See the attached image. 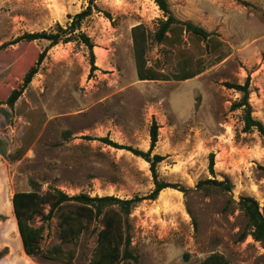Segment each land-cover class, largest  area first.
Here are the masks:
<instances>
[{
	"label": "rangeland",
	"instance_id": "374dc122",
	"mask_svg": "<svg viewBox=\"0 0 264 264\" xmlns=\"http://www.w3.org/2000/svg\"><path fill=\"white\" fill-rule=\"evenodd\" d=\"M175 16L214 35L203 40L175 29L164 41L156 32L165 19L154 0H94L93 15L82 30L94 41L54 46L48 40H21L25 32L67 26L70 16L90 0H0V264H90L102 222L82 233L72 261L50 258L61 243L60 210L33 220L43 226L42 253L23 246L13 195L61 189L132 198L154 187L151 164L141 156L99 140L110 139L147 151L151 127L159 125L153 154L159 179L178 184L132 212L137 264H200L220 253L231 264H264V244L249 232L240 207L243 196L260 202L264 212V136L243 131V109H232L242 93L225 82L251 76L253 115L264 123V0H168ZM143 36L144 71L140 79L133 28ZM48 49L32 82L27 72ZM200 73L178 79L185 72ZM24 89L11 107L12 91ZM215 153V173L209 169ZM207 179L225 180L227 190ZM34 183V184H33Z\"/></svg>",
	"mask_w": 264,
	"mask_h": 264
},
{
	"label": "trees",
	"instance_id": "16d2710c",
	"mask_svg": "<svg viewBox=\"0 0 264 264\" xmlns=\"http://www.w3.org/2000/svg\"><path fill=\"white\" fill-rule=\"evenodd\" d=\"M165 15L161 21L160 28L156 32L158 41H164L169 32L180 29L203 40L209 39L214 32L207 30L203 26L191 21L178 19L173 13L168 0H154ZM96 6L94 0H90L89 5L82 11L70 16L71 20L65 27L60 23L51 31L25 32L15 40L8 42L11 44L21 40H48L51 46L61 42L78 40L83 42L90 50L92 71L98 69L96 65V54L94 52L95 43L92 38L82 30L83 22L93 15ZM140 25L133 28V39L135 50L139 58L140 79H158L157 74L144 71L143 59V36L139 35ZM48 49L41 53L39 60L25 75L23 87L28 86L38 72V65L43 61ZM200 72H185L181 75V80L194 78ZM229 88H233L242 93V98L232 104V109H243V121L245 132L259 131L264 136V123L253 115V106L250 102L251 76L246 78L244 83L225 82ZM24 89L16 88L8 98V104L14 107L17 100L22 95ZM99 140L119 149L132 151L134 154L143 157L151 164L154 176V189L143 196L132 198H121L116 195H96L80 193L69 195L61 189H49L42 192L38 185L33 183L34 188L30 191H17L13 195V206L17 217L19 231L25 251L29 255L42 253L41 242L43 239V226H35L32 222L40 215H44L47 206L49 207L48 217L60 210V231L61 243L47 252L50 258H62L72 261L76 255V248L66 250L64 244L78 243L82 233L94 221H101L103 227L98 232L95 254L90 264H137L138 256L133 249L132 219L131 215L136 206L144 200H156L160 193L167 188H175L186 192L188 189L178 184L170 183L159 179L158 164L165 159L161 154H153L159 140V125L153 122L151 127V145L147 151L134 148L133 146L120 144L109 137H100ZM215 153L210 154L209 169L215 173ZM215 184L224 189H231L232 184L225 180L207 179L199 183ZM240 207L248 218L249 232L252 237L264 244V212L261 210L260 202L252 196H243L240 200ZM200 264H231L224 255L212 253Z\"/></svg>",
	"mask_w": 264,
	"mask_h": 264
}]
</instances>
